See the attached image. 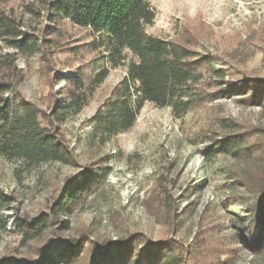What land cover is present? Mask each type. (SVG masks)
<instances>
[{"label":"trees","instance_id":"16d2710c","mask_svg":"<svg viewBox=\"0 0 264 264\" xmlns=\"http://www.w3.org/2000/svg\"><path fill=\"white\" fill-rule=\"evenodd\" d=\"M9 1L0 0V41L15 51L0 53V157L19 160L27 168L75 163L61 128L88 105L110 69L125 62L124 76L89 118V141L97 146L130 129L146 102L170 107L175 117L222 96L239 95L244 103L264 104V77L228 84L226 69L221 63L216 67L214 57L147 33L145 26L155 17L148 0H21L26 12L43 17L39 28L29 30L7 9ZM68 26L82 30L83 37H70ZM56 49L67 59L53 61ZM17 54L37 55L46 64L52 95L44 106L20 93ZM59 82L62 87L52 91ZM223 126L233 127L230 122ZM205 149L207 158L223 153L244 163L245 172L237 178L244 186L241 199L247 214L228 240L211 220L188 243L170 237L150 240L139 231L100 241L89 240L84 230L70 240L58 237L57 232L68 228L64 217L79 209L108 174L109 167L96 161L79 176L67 177L45 210L33 217L18 216L10 222L5 211L14 198L0 189V231L17 234L22 246H33L25 255L0 256V264H235L244 249L252 254L248 264H262L255 257L264 253V141L253 144L243 135L226 133L209 138ZM246 172L260 178L251 181L252 174ZM155 191L151 196L159 204L152 214L166 228L171 221L179 227L184 212L172 213L166 189ZM237 238L241 245L231 243Z\"/></svg>","mask_w":264,"mask_h":264},{"label":"rangeland","instance_id":"374dc122","mask_svg":"<svg viewBox=\"0 0 264 264\" xmlns=\"http://www.w3.org/2000/svg\"><path fill=\"white\" fill-rule=\"evenodd\" d=\"M148 1L155 17L145 26L147 33L214 57V65L221 63L226 69L228 84L244 77H264V0ZM23 3L10 0L7 9H12L22 29L39 28L43 17L26 12ZM67 30L72 38L83 37L82 30L69 26ZM6 52L15 51L0 41V53ZM66 55L56 49L52 60L61 63ZM14 63L22 96L44 106L43 101L52 95L46 64L37 55L20 54ZM125 71L126 62L110 69L88 105L64 122L61 129L75 155L74 164L49 162L27 168L19 160L0 157V189L14 198L5 216L11 222L18 216L38 215L67 177L79 176L86 165L102 161L109 167L108 174L79 209L64 217L68 228L57 232L58 237L70 240L84 230L89 240L100 241L139 231L150 240L170 237L188 243L199 227L211 220L228 240L235 232L234 225L239 226L240 218L247 214V204L241 199L244 186L237 178L240 171L245 172L244 163L223 153L207 158L203 152L209 138L226 133L243 135L253 144L264 141V104L244 103L239 95L222 96L175 117L170 107L146 102L130 129L102 146L92 144L89 118ZM62 85L54 84L52 91ZM226 122L233 130L223 126ZM246 173L252 174L251 181L260 178L258 173ZM162 188L171 195L172 213L184 212L179 227L171 221L166 228L152 214L159 203L151 195ZM239 241L231 243L241 245ZM31 248L22 246L17 234L0 231V256L25 255ZM251 258L250 251L244 249L235 264H248ZM255 258L264 264V253Z\"/></svg>","mask_w":264,"mask_h":264}]
</instances>
